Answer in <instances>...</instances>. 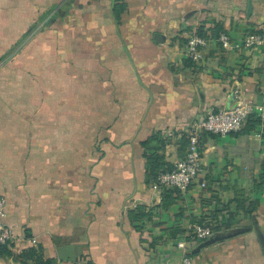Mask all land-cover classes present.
Here are the masks:
<instances>
[{
  "label": "crops",
  "instance_id": "1",
  "mask_svg": "<svg viewBox=\"0 0 264 264\" xmlns=\"http://www.w3.org/2000/svg\"><path fill=\"white\" fill-rule=\"evenodd\" d=\"M259 29L264 0H0V194L15 235L0 259L35 247L56 264H179L184 239L192 264H264V123L198 128L210 109L264 101V47L239 45ZM193 133L196 181L156 194ZM202 219L217 228L199 248Z\"/></svg>",
  "mask_w": 264,
  "mask_h": 264
},
{
  "label": "built area",
  "instance_id": "2",
  "mask_svg": "<svg viewBox=\"0 0 264 264\" xmlns=\"http://www.w3.org/2000/svg\"><path fill=\"white\" fill-rule=\"evenodd\" d=\"M220 41L227 43L229 37L220 35ZM207 45V39L197 32L190 35L186 43V53L192 60H197L198 53ZM244 47H264V31L247 33L241 43ZM238 46V45H237ZM255 118L264 123V101L252 102L247 99L239 100L234 106L229 108L219 107L208 110L200 118L198 128L200 131L225 136L234 133L242 128L249 118ZM201 171V149L199 135L193 133L189 136V145L183 158L173 164L170 171L161 172L151 181V188L156 194H160L164 189L175 188L180 191L188 189L197 179ZM205 186L204 182L199 184ZM7 199L0 194V245L10 246L15 238L12 227L6 223ZM212 223L204 221L194 223L189 227L191 238L197 243H202L212 234ZM33 242H35L33 240ZM176 249L181 253L179 264H192V259L187 253L184 239H180L175 244ZM160 264H172L167 261Z\"/></svg>",
  "mask_w": 264,
  "mask_h": 264
},
{
  "label": "trees",
  "instance_id": "3",
  "mask_svg": "<svg viewBox=\"0 0 264 264\" xmlns=\"http://www.w3.org/2000/svg\"><path fill=\"white\" fill-rule=\"evenodd\" d=\"M68 4H69L68 1H66L64 3L63 8L59 10V13L63 14V12H65L67 9ZM118 4L119 3H117V2L114 3V7H113V15H114V18L116 21L119 20V13L123 9V6L120 5V8H119ZM263 31H264V29H262V30L259 29V30H254L251 32H263ZM198 34L200 36H203L200 33V31L198 32ZM172 168H173V165L169 166L166 170H164L162 172L170 171ZM159 173H161V172H158L157 174H155L152 180H154ZM172 189L177 190L175 188H168V189H164L162 192L169 191ZM257 204H258L257 201L250 202L248 208L245 209L246 216H248L251 220H254L253 217L255 216L254 213L256 211ZM198 222L202 223V222H204V220L202 219V220H199ZM211 228H212V231H214L217 228V226H214L212 224ZM11 246H12V244L10 246L0 245V258H9L10 256L13 255V252L11 251ZM17 258H18L20 264H56L54 259H52V258L45 259L42 255L41 248H35V247H29V248L23 250L22 254ZM73 264H80V262H76ZM87 264H94V263L91 261H88Z\"/></svg>",
  "mask_w": 264,
  "mask_h": 264
},
{
  "label": "rangeland",
  "instance_id": "4",
  "mask_svg": "<svg viewBox=\"0 0 264 264\" xmlns=\"http://www.w3.org/2000/svg\"><path fill=\"white\" fill-rule=\"evenodd\" d=\"M0 73H1L2 78H6V79H4V82H2V88L0 91H3L4 94L6 95V91L8 90L7 89V82H8V75H7L8 74V67H7V65L4 68L2 67V69L0 70ZM0 264H7V263L0 259Z\"/></svg>",
  "mask_w": 264,
  "mask_h": 264
},
{
  "label": "water",
  "instance_id": "5",
  "mask_svg": "<svg viewBox=\"0 0 264 264\" xmlns=\"http://www.w3.org/2000/svg\"><path fill=\"white\" fill-rule=\"evenodd\" d=\"M251 7H252V4H251V2H249V4H248V12H250ZM256 229H257V231L259 232V230H258L257 227H256ZM211 240H212V239H208V240H206V241H203L202 243H200L199 248H201V247H203V246L209 244V243L211 242ZM261 240H262V243H264V241H263L262 238H261Z\"/></svg>",
  "mask_w": 264,
  "mask_h": 264
}]
</instances>
